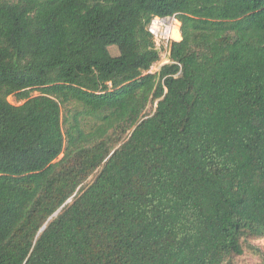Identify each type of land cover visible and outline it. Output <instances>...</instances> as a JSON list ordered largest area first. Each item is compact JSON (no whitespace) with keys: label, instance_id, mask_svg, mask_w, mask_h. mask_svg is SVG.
Masks as SVG:
<instances>
[{"label":"trees","instance_id":"16d2710c","mask_svg":"<svg viewBox=\"0 0 264 264\" xmlns=\"http://www.w3.org/2000/svg\"><path fill=\"white\" fill-rule=\"evenodd\" d=\"M155 17L181 40L151 73ZM255 239L264 0H0V264H234Z\"/></svg>","mask_w":264,"mask_h":264},{"label":"rangeland","instance_id":"374dc122","mask_svg":"<svg viewBox=\"0 0 264 264\" xmlns=\"http://www.w3.org/2000/svg\"><path fill=\"white\" fill-rule=\"evenodd\" d=\"M179 29L180 33V23L178 22V25L175 24ZM175 28V27H174ZM175 41H180L176 40ZM102 49L107 54V58L116 57L119 55L120 50L117 44H111L109 41L105 40L102 41ZM169 62V57L166 59H163V61L159 62L157 66L154 65L152 68V72L156 73L158 72L161 67ZM39 93H35L34 96H37ZM9 101L14 105H22L23 103H18L14 97H10ZM156 108V105H150L147 114H152L154 109ZM62 158V157H61ZM94 176L91 177L88 182L85 185L90 184L94 180ZM253 247V248H251ZM234 264H264V239H255L251 241V246L246 247L245 254L237 257L234 259Z\"/></svg>","mask_w":264,"mask_h":264},{"label":"built area","instance_id":"2783aa9c","mask_svg":"<svg viewBox=\"0 0 264 264\" xmlns=\"http://www.w3.org/2000/svg\"><path fill=\"white\" fill-rule=\"evenodd\" d=\"M177 23L178 21L174 17H155L150 24L149 31L154 37L157 48L161 51V59L159 62L169 57L168 63H170V45L172 41H175L173 32L177 27L175 26ZM150 72L153 73L152 71Z\"/></svg>","mask_w":264,"mask_h":264},{"label":"bare ground","instance_id":"6f19581e","mask_svg":"<svg viewBox=\"0 0 264 264\" xmlns=\"http://www.w3.org/2000/svg\"><path fill=\"white\" fill-rule=\"evenodd\" d=\"M177 25H178V23H177ZM178 27H176L175 29H174V32H173V34H174V38L176 39V40H181V34L179 33V29H177Z\"/></svg>","mask_w":264,"mask_h":264},{"label":"water","instance_id":"95a60500","mask_svg":"<svg viewBox=\"0 0 264 264\" xmlns=\"http://www.w3.org/2000/svg\"><path fill=\"white\" fill-rule=\"evenodd\" d=\"M69 202H70V201H69ZM59 212H60V211H59ZM59 212H58V213H59ZM58 213H57V214H58Z\"/></svg>","mask_w":264,"mask_h":264}]
</instances>
